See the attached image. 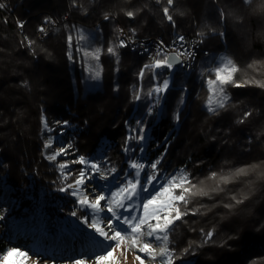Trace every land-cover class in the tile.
I'll return each instance as SVG.
<instances>
[{"label": "trees", "instance_id": "16d2710c", "mask_svg": "<svg viewBox=\"0 0 264 264\" xmlns=\"http://www.w3.org/2000/svg\"><path fill=\"white\" fill-rule=\"evenodd\" d=\"M0 4L5 5L0 8V177L13 187L19 211L30 206L41 187L60 214L74 209L73 198L58 191L64 183L58 168L43 155L42 116L55 130L63 129L62 137L73 143L76 157L93 158L105 136L111 146L98 160L103 163L107 157L118 171L127 168L130 152L120 151L129 133L125 122L135 126L143 116L147 91L156 82L150 77L137 79L148 59L128 48L119 49L118 58L104 52L101 76L94 79L90 67L95 62L83 57L78 47L106 48L118 23L135 29L136 35H161L166 41L203 32V45L210 53L198 59L191 74L174 71L154 125V117L141 119L146 129L151 126L149 160L164 153L165 173L184 167L196 180L210 171L253 164L259 168L224 186L223 192L193 200L190 206L201 211L177 222L170 247L175 248V264L184 259L191 264H264V89L229 87V106L214 115L204 107L207 89L200 77L220 52L242 69L253 61L264 62V0H173L172 6L167 0H76L75 6L72 0H0ZM164 7L175 25L165 18ZM126 11L137 15L131 19ZM105 14L116 15L118 22L103 20ZM49 15L60 23L40 38L37 28ZM18 20L24 22L22 30ZM81 33L86 40L78 41ZM69 34L74 37L71 46ZM25 36L34 41L31 47L21 44ZM139 88L142 98L135 100ZM246 111L252 115L238 123ZM176 113L179 120L174 119ZM65 120L67 126L55 123ZM80 167L70 165L72 171ZM233 196L242 202L235 203ZM201 229H214L207 243ZM8 245L0 236V256Z\"/></svg>", "mask_w": 264, "mask_h": 264}, {"label": "snow or ice", "instance_id": "6c2138e0", "mask_svg": "<svg viewBox=\"0 0 264 264\" xmlns=\"http://www.w3.org/2000/svg\"><path fill=\"white\" fill-rule=\"evenodd\" d=\"M73 6L76 0H72ZM169 6L173 5V0H167ZM5 7L0 4V8ZM165 18L175 25L173 16L169 13V8L164 7ZM129 18L137 15L136 11H126L124 13ZM110 17L105 14L104 19ZM45 22L52 24L54 21L46 17ZM17 26L22 30L23 21H17ZM40 32H45L42 25ZM135 29L129 32L135 34ZM203 42L204 33H199ZM220 35H223L221 33ZM87 37L80 34L78 41H84ZM71 46L74 37L69 34L67 37ZM131 36L124 34L123 29H116L115 40L107 45L106 48H84L78 47L77 50L88 61L95 62L94 67H90L94 79H99L101 69L99 61L101 55L106 52L113 57H119V49L127 48L131 43ZM21 44L31 47L34 41L27 36ZM147 51V49H145ZM196 51L193 47L187 46L185 38L177 35L170 45H166L160 40L156 43L155 51L149 55V60L145 62L136 73L137 79L143 81L145 77H150L154 82L147 91V96L153 98V106L160 102V99L170 89L172 71L177 66L190 69L189 60H194ZM71 58V53H69ZM168 76H164V72ZM251 73V74H250ZM259 75L260 79L257 78ZM161 77H163L161 79ZM200 77L207 89L205 106L209 113L218 114L222 109L229 106L230 96L227 89L244 88L254 86L264 89V62L253 61L247 65V69H242L231 57L221 56L216 66L203 69ZM239 77V78H238ZM142 88L134 93V99L142 98ZM180 103H183V96ZM153 106L147 109L148 114L153 111ZM252 115L251 111H246L239 118L238 123H243ZM179 113L174 119L179 120ZM43 128H49L47 118L41 117ZM57 125L67 126L68 121H56ZM129 133L126 135L122 144L125 153L134 151L130 141H135L142 154L144 142L148 139L145 122L135 121V126L125 122ZM63 131V129H61ZM54 139L50 137L43 145L44 149L52 147ZM76 149L71 141L59 147L58 150L46 156L52 162L57 161L60 156H68ZM167 149H165V152ZM164 153L151 162L143 159H129L127 168L119 170L116 166L110 165L107 157L103 163L85 155H78L73 160H64L57 164L60 179L64 182L58 191L68 194L73 198L74 209L70 212L72 217H76L87 229L91 230V239L99 251L91 257L81 255L72 261V264H122L121 256L125 257L127 252H135V260L138 264H175V248L172 236L177 222H183L184 218L190 214L200 213L201 209L191 207L190 204L197 197L211 196L213 193L223 192L224 186L234 182L241 177L248 176L255 172L259 165H247L241 168L230 169L227 172L221 170L210 171L203 180H196L186 168L178 169L172 173H165L162 170ZM70 165H80L76 171L70 169ZM235 203L242 201L235 196L232 197ZM227 204L225 207H232ZM204 243L210 241L214 235V229L204 232ZM192 247L190 243L183 251L187 253ZM119 253V255H117ZM29 253L17 247L6 250L0 264H26ZM36 264H40V257H37Z\"/></svg>", "mask_w": 264, "mask_h": 264}, {"label": "rangeland", "instance_id": "374dc122", "mask_svg": "<svg viewBox=\"0 0 264 264\" xmlns=\"http://www.w3.org/2000/svg\"><path fill=\"white\" fill-rule=\"evenodd\" d=\"M221 56L230 57L225 52H220L217 55L214 64L208 68L216 66L218 59ZM178 72L184 75L192 73L190 72L186 74L184 72ZM173 73L174 71H172V75ZM172 75L170 79H172ZM164 96L160 99V102L154 106L153 98L149 97L147 109L149 106H153V111L151 114H148L146 109L145 113H143V116L140 117L139 120L144 117L146 119L154 117L152 123L154 125L162 112ZM204 107L206 108L205 102ZM177 127L178 123L175 128ZM49 128L52 129V131H46L43 128L41 132L43 143H45L50 137L54 139L51 148H43V155L45 158L48 154L58 150L59 147L68 143L62 137L60 130H55L50 125ZM150 129L151 126L146 129L148 139L143 144L145 151L142 154L139 151L135 152V148H139V146L134 141V144L131 146L134 151L130 152V156L127 158L128 161L129 159L143 158H146L149 162L152 161L149 160L147 149V142L152 139V136L149 134ZM110 146V141L107 137L103 136L93 158L98 159L102 157L104 151H106L105 149ZM120 151L127 155L122 149ZM75 158L76 154L72 152L68 156L62 155L58 157L55 162L49 160L48 162L57 167L59 162L64 160L70 161ZM181 168L184 167L174 168L169 173ZM13 191V187L0 177V236L9 243L7 249L17 247L29 253L30 258L27 259L26 264H36L38 256L40 257V264H72V261L79 258L82 254L91 257L93 253L99 251L91 239V230L87 229L86 226L76 217H72L70 213L66 215L60 214L57 211V203L52 204L51 197L44 187H41L38 194L32 198L30 206H25L21 211L18 210L20 206L18 200L13 195ZM60 193L66 194L63 192ZM136 254L137 253L131 251L125 253L126 260L124 256H121L122 264H138V261L135 260ZM3 255L4 254L0 256V260L3 259ZM117 255H119V253H117ZM146 264H152V262L149 260L146 261ZM182 264L191 263L188 259H184L182 260Z\"/></svg>", "mask_w": 264, "mask_h": 264}, {"label": "built area", "instance_id": "2783aa9c", "mask_svg": "<svg viewBox=\"0 0 264 264\" xmlns=\"http://www.w3.org/2000/svg\"><path fill=\"white\" fill-rule=\"evenodd\" d=\"M47 17L51 18L54 21V23L49 24L45 22V19L43 20V22L37 28V32H36L40 38H45L46 36H48L60 23V20L56 16L49 15ZM109 17L118 22L117 20L118 18L116 15H109ZM103 20L105 19L103 18ZM42 25L45 28V32L39 31V28ZM117 29H123L125 35L131 36L132 42L129 43V46L127 48L137 52L140 55H144L148 60H149V55L155 51V46L158 41L162 40L166 45H170L172 41L176 39L177 36L175 35L169 41H166L161 35H146V36H140L136 34L133 35L132 33L129 32L130 30L129 28L119 23L117 24ZM180 36H183L185 38V42L187 46H191L195 49L196 55L194 60L187 61V63H191L192 65L190 69L182 66H177L173 71L178 70L180 72H184L187 74L196 69L198 59L203 55L209 54L210 50L209 48L203 45V42L202 43L200 42L201 40L200 36L197 35H191V36L180 35ZM114 40H115V36L113 37V41ZM145 49H147V51H145Z\"/></svg>", "mask_w": 264, "mask_h": 264}, {"label": "water", "instance_id": "95a60500", "mask_svg": "<svg viewBox=\"0 0 264 264\" xmlns=\"http://www.w3.org/2000/svg\"><path fill=\"white\" fill-rule=\"evenodd\" d=\"M132 19V18H131Z\"/></svg>", "mask_w": 264, "mask_h": 264}]
</instances>
